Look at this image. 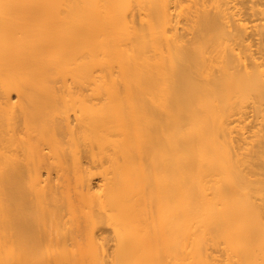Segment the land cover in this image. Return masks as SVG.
Segmentation results:
<instances>
[{
	"label": "bare ground",
	"instance_id": "bare-ground-1",
	"mask_svg": "<svg viewBox=\"0 0 264 264\" xmlns=\"http://www.w3.org/2000/svg\"><path fill=\"white\" fill-rule=\"evenodd\" d=\"M0 264H264V0H0Z\"/></svg>",
	"mask_w": 264,
	"mask_h": 264
},
{
	"label": "rangeland",
	"instance_id": "rangeland-1",
	"mask_svg": "<svg viewBox=\"0 0 264 264\" xmlns=\"http://www.w3.org/2000/svg\"><path fill=\"white\" fill-rule=\"evenodd\" d=\"M96 182H97V180L94 181V183H96ZM99 233H102L103 237L109 235L106 229L100 230Z\"/></svg>",
	"mask_w": 264,
	"mask_h": 264
}]
</instances>
